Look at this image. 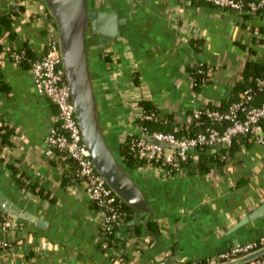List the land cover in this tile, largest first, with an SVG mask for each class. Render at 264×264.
<instances>
[{
    "label": "crops",
    "instance_id": "1",
    "mask_svg": "<svg viewBox=\"0 0 264 264\" xmlns=\"http://www.w3.org/2000/svg\"><path fill=\"white\" fill-rule=\"evenodd\" d=\"M18 1L12 38L8 34L0 40V129L11 132L10 144L0 153V190L32 219L18 218L17 227L0 235V240L14 239L12 257L1 251L0 264H202L236 243L264 236V146L248 139L239 141L226 165L207 174H193L189 168L163 179L132 169L157 222L159 240L144 231L136 235L122 223L117 245L105 246L100 211L73 180L69 166L48 155L45 138L53 126L54 105L37 93L29 68L9 56L11 49L28 46L42 57L58 30L56 18L43 0ZM88 1L90 11L114 13L122 21L118 36L107 45L92 41L90 56L100 121L117 152L127 135H141L135 103L141 95L160 113L174 114L176 123L186 125L193 111L239 98L235 86L248 60L264 65V14L228 12L186 0ZM192 41L199 43L196 48ZM197 62L210 68L213 79L199 93L186 72ZM217 152L207 148L205 153ZM202 154L193 153L198 160ZM257 209L262 210L259 216L235 228ZM36 219L46 226H37Z\"/></svg>",
    "mask_w": 264,
    "mask_h": 264
},
{
    "label": "built area",
    "instance_id": "2",
    "mask_svg": "<svg viewBox=\"0 0 264 264\" xmlns=\"http://www.w3.org/2000/svg\"><path fill=\"white\" fill-rule=\"evenodd\" d=\"M203 1L215 8L234 13L248 12L256 14L262 13V9H264V0ZM25 6L30 5L26 3ZM54 30L47 43L45 54L39 59L30 61L27 59L24 49L14 53L11 52L9 56L18 66L24 60L29 62V70L37 93L46 97L54 105L56 114L53 119V126L45 138L48 155L54 157L55 151H59L63 154L64 159H70L76 163L75 180L83 185L91 202L100 211L102 215L101 229L105 237L106 234L113 233L114 226L121 223L124 214L117 204L116 194L96 170L89 150L83 141L75 105L63 67L59 33L58 30ZM199 72L203 73L201 70ZM209 74L212 75L210 70ZM189 80L191 81L190 78ZM262 91H264V77L257 79L255 86L242 93L238 102L232 104L226 111L209 110L207 105L193 111V119L196 121L205 113L214 123H221L223 129L209 126L194 135L188 130L186 134L178 136L183 129V122L181 124L176 123L174 131L171 133L160 131L148 133L147 128L138 126L141 135H127L122 143L130 141L131 151L139 160L144 162V165L136 168L137 170L154 172L163 179H170L186 173L189 168L185 165L188 164L189 160H198V157L194 156L193 153L204 147L219 150L224 144L226 146L232 145L234 139L240 136H246L253 143L264 146V103L261 106L253 104L255 98ZM141 100H146L145 95H141L139 99L135 100L138 106L136 120L157 122L158 116L155 113L148 114L139 106ZM148 139L164 143L170 148L155 145ZM17 219L5 214L0 208V235L9 234L17 227ZM13 242L14 239L11 237L0 240V252H4L5 258L12 257ZM262 249H264V236L237 247H232L217 256L207 259L205 264L232 263ZM186 263V261H183L175 264ZM157 264L168 263L161 261ZM241 264H264V255Z\"/></svg>",
    "mask_w": 264,
    "mask_h": 264
},
{
    "label": "water",
    "instance_id": "3",
    "mask_svg": "<svg viewBox=\"0 0 264 264\" xmlns=\"http://www.w3.org/2000/svg\"><path fill=\"white\" fill-rule=\"evenodd\" d=\"M8 2L9 0H0V8L3 5L6 6V3L8 4L7 8L11 11L19 8L18 0H14L13 3ZM43 2L56 18L63 67L83 141L89 150L96 170L103 176L107 185L122 202L139 211L131 222L122 225L135 230L136 225L144 218L151 219L153 212H150L146 194L136 182L132 172L129 173L125 169L106 140L95 98L87 47L89 24L93 39L99 44L107 45L109 41L118 36L122 21L114 13L90 11L88 0H43ZM148 140L155 145L170 148L164 143L152 139ZM224 146L226 147V144ZM0 208L11 217L32 219L30 215L23 214L21 207L13 203L1 190ZM261 209L254 211L235 228L241 227L259 216ZM35 221L37 226L41 228L46 226L42 220L36 219ZM235 246L237 247L238 244L236 243ZM262 255H264V249L228 264H241Z\"/></svg>",
    "mask_w": 264,
    "mask_h": 264
},
{
    "label": "trees",
    "instance_id": "4",
    "mask_svg": "<svg viewBox=\"0 0 264 264\" xmlns=\"http://www.w3.org/2000/svg\"><path fill=\"white\" fill-rule=\"evenodd\" d=\"M186 1H189L191 4H202V5L212 6L211 4L203 0H186ZM247 1H251V0H247ZM16 14L17 12L9 10L7 8V5L6 6L3 5V7L0 8V40L4 38L6 35L9 34L10 36V34H12V25H13L14 17ZM259 14H264V9H262V13H259ZM10 37L12 38V35ZM90 40L87 39L88 51L90 47L94 46V45H90V42H92ZM191 44L194 48H196L198 46L197 44L199 43L192 41ZM23 49L25 50L27 59H29L30 61L39 59V57H36L28 46H25V48ZM1 51H2V44L0 43V53ZM16 51H20V50L11 49L12 53ZM91 55H92L91 51H89V59ZM110 60H111L110 56L105 57L106 63H108V61ZM21 66L25 68H29V62L27 60H24V62L21 63ZM200 70L203 71V73H200L199 72ZM209 70H210L209 67L199 62L195 63L192 66H188L186 68L187 75L191 79L193 90L196 93H199L204 86L211 84L213 79H212V75L209 74ZM90 73L92 76L91 69H90ZM263 77H264V65L259 66L253 63L252 61L248 60L243 70L242 81L235 86V97L238 94L241 95L246 90L253 88L256 84V80L259 78H263ZM93 84H94V81H93ZM135 84L139 85L138 77L135 78ZM95 98H96V93H95ZM239 98L237 100H233L232 102H229L227 105L224 103H222L220 106L208 104L207 109L226 111L232 104L238 102ZM263 103H264V91L258 94L253 104L255 106H261ZM139 106L148 114L155 113L158 116V121L157 122H153V121L147 122L145 120L138 119L137 120L138 126L147 128L148 133H152L154 131L171 133L174 131V125L176 124V121H177V118L174 114L163 115L162 113H160V110L156 108L155 106H153L149 100H141L139 102ZM189 117H190L189 123L186 125H183V129L181 130V133L178 134V136L186 134L188 130H190L191 134L194 135L196 132H199L200 130L203 131L209 126L223 129V126L221 125V123H214L211 119H209L206 116L205 113L202 115V117L198 121L193 119V112L190 113ZM6 129L7 127H2L0 129V153H2V150L5 147H7V145L10 144L9 135L11 134V132H8V133L2 132ZM103 132L106 137V140L109 142L106 132L104 130ZM247 140L248 138L246 136L237 137L234 139L232 145H230L228 148H225L224 146H222L219 149V152H217L214 155L206 154L205 153L207 150L206 147L201 148L199 149V151L203 154L199 157L198 162L194 163L192 159H190L188 164L185 165V167L190 168L193 174H207L210 172V170L214 166L218 167L220 165H226L228 160L234 155L235 152H237L239 141H247ZM112 150L114 153L117 154L118 159L123 163V166L129 173L132 169H136L139 166L144 165V162L139 160L136 157V155L131 151L130 141L126 143H121L119 146L118 152L115 149H112ZM54 157H58L60 160H63V163L69 166V168L72 170L73 180H75V174L77 171L76 163L70 159H64L63 154L60 153L59 151H55ZM12 170H13V175H14L16 173L15 168H13ZM27 190L29 192H33L34 188H27ZM117 204L120 206V209L124 214L123 219L121 220L120 224L122 223L127 224L131 222L139 213V211L132 209L128 204L122 202L118 197H117ZM94 207L97 209L95 205ZM150 212L152 211L150 210ZM120 224H117L114 226V230L112 234H106L105 240H104L105 246L114 247L117 245V243L119 242V239L117 238L116 234L118 232ZM142 231H144V233H146L148 236H151L152 239L159 240L158 225H157V222L153 221V217L151 219L147 218L145 221V224L143 225L138 224L135 229L134 234L139 235V233ZM186 264H195V263L188 262ZM202 264H205V263H202Z\"/></svg>",
    "mask_w": 264,
    "mask_h": 264
},
{
    "label": "flooded vegetation",
    "instance_id": "5",
    "mask_svg": "<svg viewBox=\"0 0 264 264\" xmlns=\"http://www.w3.org/2000/svg\"><path fill=\"white\" fill-rule=\"evenodd\" d=\"M92 31H91V27H90V24H89V31H88V33H87V39L88 40H90V41H93L94 39H93V34L91 33ZM91 33V34H90ZM90 45H94L92 42H90ZM89 51H91V47L89 48Z\"/></svg>",
    "mask_w": 264,
    "mask_h": 264
},
{
    "label": "rangeland",
    "instance_id": "6",
    "mask_svg": "<svg viewBox=\"0 0 264 264\" xmlns=\"http://www.w3.org/2000/svg\"><path fill=\"white\" fill-rule=\"evenodd\" d=\"M91 70H93V66L91 65V68H90ZM111 146V145H110ZM111 148L112 149H114L112 146H111ZM115 155H116V157L118 158V156H117V154L115 153ZM136 182H137V180H136Z\"/></svg>",
    "mask_w": 264,
    "mask_h": 264
}]
</instances>
